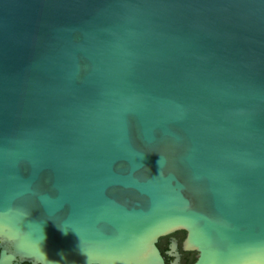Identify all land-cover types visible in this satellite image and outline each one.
<instances>
[{
    "label": "water",
    "instance_id": "95a60500",
    "mask_svg": "<svg viewBox=\"0 0 264 264\" xmlns=\"http://www.w3.org/2000/svg\"><path fill=\"white\" fill-rule=\"evenodd\" d=\"M178 231L264 264V0H0V264H166Z\"/></svg>",
    "mask_w": 264,
    "mask_h": 264
},
{
    "label": "flooded vegetation",
    "instance_id": "af4514ba",
    "mask_svg": "<svg viewBox=\"0 0 264 264\" xmlns=\"http://www.w3.org/2000/svg\"><path fill=\"white\" fill-rule=\"evenodd\" d=\"M186 236V231H178L159 240L158 246L164 255L166 264H172L177 259V264H192L197 260L198 253L196 251H185L183 248ZM174 247L176 248L174 249Z\"/></svg>",
    "mask_w": 264,
    "mask_h": 264
},
{
    "label": "clouds",
    "instance_id": "9594fccd",
    "mask_svg": "<svg viewBox=\"0 0 264 264\" xmlns=\"http://www.w3.org/2000/svg\"><path fill=\"white\" fill-rule=\"evenodd\" d=\"M161 160H162V157L160 156V159L158 160V165H159V168L161 167ZM63 230V229H62ZM65 232V234L67 233V231L63 230ZM43 241V240H42ZM83 251V250H82ZM41 252H42V255L43 257L45 258V260L47 261V264H57V262H54V261H49L45 255V253L42 251V248H41ZM84 252V251H83ZM87 257H88V264H91V261H90V257L88 256V254L86 252H84ZM63 255V254H61Z\"/></svg>",
    "mask_w": 264,
    "mask_h": 264
},
{
    "label": "trees",
    "instance_id": "16d2710c",
    "mask_svg": "<svg viewBox=\"0 0 264 264\" xmlns=\"http://www.w3.org/2000/svg\"><path fill=\"white\" fill-rule=\"evenodd\" d=\"M22 264H30V263L25 262V263H22Z\"/></svg>",
    "mask_w": 264,
    "mask_h": 264
}]
</instances>
